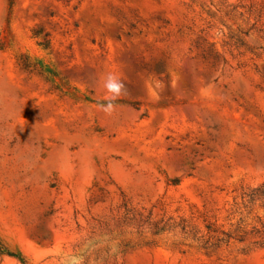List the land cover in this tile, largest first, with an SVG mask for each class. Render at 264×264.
<instances>
[{
	"label": "rangeland",
	"instance_id": "rangeland-1",
	"mask_svg": "<svg viewBox=\"0 0 264 264\" xmlns=\"http://www.w3.org/2000/svg\"><path fill=\"white\" fill-rule=\"evenodd\" d=\"M0 264H264V0H0Z\"/></svg>",
	"mask_w": 264,
	"mask_h": 264
},
{
	"label": "clouds",
	"instance_id": "clouds-1",
	"mask_svg": "<svg viewBox=\"0 0 264 264\" xmlns=\"http://www.w3.org/2000/svg\"><path fill=\"white\" fill-rule=\"evenodd\" d=\"M105 87L113 96H119L123 91H125L124 84L117 79L115 76L109 75ZM103 110L107 113H111L113 110V104L111 102L103 106Z\"/></svg>",
	"mask_w": 264,
	"mask_h": 264
}]
</instances>
